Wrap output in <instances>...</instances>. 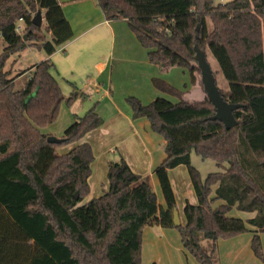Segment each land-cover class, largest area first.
I'll return each instance as SVG.
<instances>
[{
    "label": "trees",
    "instance_id": "16d2710c",
    "mask_svg": "<svg viewBox=\"0 0 264 264\" xmlns=\"http://www.w3.org/2000/svg\"><path fill=\"white\" fill-rule=\"evenodd\" d=\"M98 3L107 19L127 20L149 49L151 63L188 70L202 89L195 46L209 51L229 84L228 91L218 86L222 97L240 104L233 112L237 125L227 129L211 120L215 106L207 96L187 101L174 86L156 81L159 90L179 100H126L134 118H147L165 140L167 156L154 169L165 205L123 157L108 163L106 192L79 205L90 193L93 148L82 142L64 154L57 149L81 141L104 119L93 107L75 117L61 142L51 143L43 129L80 92L64 96L51 59L12 77L5 71L8 59L28 47L54 54L74 38L72 25L59 0H0V264H141L144 229L155 224L176 229L183 249L199 264H220L218 240L247 232H253L255 257L264 260V0ZM38 10L44 13L41 27L32 22ZM27 72L24 88L17 89V79ZM193 152L221 170L203 177L192 164ZM180 165L188 168L198 202L186 203V222L175 226L169 171ZM217 200L224 203L213 207ZM234 207L255 215L231 217ZM204 240L210 241L209 251Z\"/></svg>",
    "mask_w": 264,
    "mask_h": 264
},
{
    "label": "crops",
    "instance_id": "0c3cea01",
    "mask_svg": "<svg viewBox=\"0 0 264 264\" xmlns=\"http://www.w3.org/2000/svg\"><path fill=\"white\" fill-rule=\"evenodd\" d=\"M59 2L62 4L65 15L72 25L74 38L58 48L52 55H47L44 51H39L34 47H28L23 52L15 54L8 59L5 71L11 72L10 77L17 75L23 71L20 68H16L21 57L20 54H27L29 50H37L43 54L35 64L51 59L60 74L65 76L64 79L72 84L70 95L75 90L80 92V96L83 94V90L76 84L78 74L90 79L89 83L94 88L98 91L104 90L106 95H108L105 104L100 105L99 102H96L91 107H95L97 109L96 112L102 116L104 119L103 125L89 132L80 142L90 143L95 154L92 174L89 178L90 193L87 196L89 199H94L102 196L109 187L107 174L108 163L111 160H118L123 157L135 173L143 177L152 178L154 177L155 167L161 164L167 156L164 145L160 138L156 137L155 132L152 131L149 120L147 118H134L133 111L126 99L128 97H137L144 104H148L158 97H168L169 100L177 102L179 98L157 88L156 81H161L177 88L181 92L182 99L194 101L195 99L183 98L184 89H187L189 84L193 87L196 85L200 86V83L198 80L194 81L186 69L175 66L164 68L151 63L149 60V49L140 44L129 28L127 20L123 18L118 20L107 19L98 0H59ZM44 24L45 21L43 20ZM29 76L30 73L27 72L17 79V89L24 88ZM21 80H23L22 87L18 86ZM174 83H177L180 87ZM200 96L202 98V95ZM79 97L72 105L64 104L69 108H73ZM205 97L203 95V99L196 101L204 100ZM103 98L105 97L101 96V99ZM75 117L79 116L76 114ZM47 134L52 135L51 132H47ZM94 141H96L98 150L102 151L101 156L103 157L101 168L104 172L105 181L98 183L99 188L95 183L91 182L94 174L93 167L98 165ZM109 153L114 154L117 158L110 159ZM191 159L194 164L192 154ZM169 176L175 195L177 178L183 177L184 181H186V178L189 177L192 184L188 168L184 165L171 169ZM217 186L218 184L215 189ZM191 187L194 190L193 185ZM189 192H191L190 189ZM187 202L195 203L193 200H187ZM196 202H198L197 197ZM254 215L255 213H253ZM148 228L150 226L146 227L143 233L142 255L145 250L144 241ZM243 236L245 235L242 234L231 239L238 240V244L243 243L245 249L249 247L252 251V236L247 238ZM183 254L189 258V253L185 252V250H183ZM252 254L254 255L253 251ZM187 262L189 261L187 260Z\"/></svg>",
    "mask_w": 264,
    "mask_h": 264
},
{
    "label": "rangeland",
    "instance_id": "374dc122",
    "mask_svg": "<svg viewBox=\"0 0 264 264\" xmlns=\"http://www.w3.org/2000/svg\"><path fill=\"white\" fill-rule=\"evenodd\" d=\"M233 0H215V3H227L231 2ZM75 7V6H73ZM70 14V13H69ZM70 16V15H69ZM43 53H40L37 50H29L27 54H20V60L18 61V64L16 65V68H20L21 70H27L30 68L33 64L38 62L41 58V55ZM207 58L212 66L213 71H217L216 80L217 85L224 91L229 90V84L223 77L222 73L219 72L218 65L216 61L214 60L213 56L209 51H206ZM7 69V67H6ZM55 77L58 79L63 94L65 97H68L70 95V92L72 90V84L67 81L64 75H61L58 70L54 72ZM77 78V86L80 87L83 90V94L79 97L76 105L73 108L67 107L64 103L61 106V110L59 112V116L57 120L51 124L48 125L43 129L45 133L51 132L52 137H55L57 139H62L64 132L66 128L75 120L74 116L77 114L78 116H84L88 110L96 103L99 102L100 105H103L106 103L107 96L104 90H97L94 88L90 83L89 80L86 77H82L78 74ZM22 81L21 80L18 83V86L22 87ZM176 86H179L177 83ZM180 87V86H179ZM205 91V90H204ZM203 89L196 85L191 87V84H189V87L187 89H184V95L183 98L185 99H195L200 100L203 99V95L207 96ZM202 95V98L201 96ZM101 96H104L105 98L101 99ZM168 98V97H167ZM97 110V109H96ZM111 116V115H109ZM108 120V119H107ZM156 137L160 138L163 145L165 143V140L156 134ZM79 142H73L61 147H58L57 151L60 154H64L69 152L73 147H75ZM94 146L96 150L97 155V163L95 167H93V178L91 179V182L97 185L99 188L98 183L101 181H105V176L103 169L101 168V162H103V157L101 156L100 150H98V147L96 145V141H94ZM116 151V150H115ZM110 159H116L117 157L109 153ZM194 166L200 171L201 175L203 177L207 176V174L212 172L220 171L221 168L218 166L217 162L211 160V159H203L201 156L192 153ZM188 177V176H186ZM146 180L150 182L152 185L154 191L157 194L158 197V203L161 205H165L164 198L160 189L159 182L157 180V177L154 174V177H145ZM103 179V180H101ZM180 184V187H179ZM190 185V186H189ZM191 183L189 180V177L186 178V181H184L183 177L177 178L176 181V197H177V210L179 212V216L181 219V223L185 224L186 218L184 214V206L187 200H193L195 201L194 204H196V196L195 193L192 192ZM216 186V185H215ZM215 186L213 187V193L212 197L215 196ZM189 189L191 192H189ZM92 199H89V197L85 198L79 205H82ZM224 201L217 200L213 203V207H216L220 204H223ZM231 217H237L241 218L243 220H247L253 216V213L249 212H242L239 211L236 207L232 208L231 211L228 213ZM243 237H250L253 238V232H247L244 234ZM261 241H262V247H263V254H264V233L261 234ZM219 243V246L217 247V257L220 262V264H264V260L258 259L252 254V251L249 247L245 249L243 243L238 244V240L229 239H219L217 242V245ZM203 245L205 250L209 251L210 248V241L204 240ZM144 253L141 257V264H151L153 262H157L158 264H199L191 254H189V258L184 256L183 254V247L180 241V234L175 229H165L161 226L152 225L150 228H148L147 233L145 234V241H144ZM187 260L189 262H187Z\"/></svg>",
    "mask_w": 264,
    "mask_h": 264
},
{
    "label": "water",
    "instance_id": "95a60500",
    "mask_svg": "<svg viewBox=\"0 0 264 264\" xmlns=\"http://www.w3.org/2000/svg\"><path fill=\"white\" fill-rule=\"evenodd\" d=\"M42 10H38L32 19L34 25L41 27L43 25ZM25 37L24 39H26ZM196 56L195 59L201 71V80L204 86L205 93L209 101L215 106V114L210 117L211 120H219L224 123L227 129L237 125V120L233 114L234 110L240 107V104L229 103L224 100L216 83V78L212 66L207 58V54L198 45L195 46ZM51 143H59L62 139L49 136L47 139ZM76 198L78 194L76 193ZM173 220L175 226L181 224L179 212L177 209L173 212Z\"/></svg>",
    "mask_w": 264,
    "mask_h": 264
},
{
    "label": "built area",
    "instance_id": "2783aa9c",
    "mask_svg": "<svg viewBox=\"0 0 264 264\" xmlns=\"http://www.w3.org/2000/svg\"><path fill=\"white\" fill-rule=\"evenodd\" d=\"M21 30V27H17V31H20Z\"/></svg>",
    "mask_w": 264,
    "mask_h": 264
}]
</instances>
